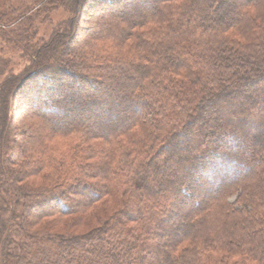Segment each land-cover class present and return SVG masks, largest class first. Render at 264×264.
I'll use <instances>...</instances> for the list:
<instances>
[{"label": "trees", "instance_id": "trees-1", "mask_svg": "<svg viewBox=\"0 0 264 264\" xmlns=\"http://www.w3.org/2000/svg\"><path fill=\"white\" fill-rule=\"evenodd\" d=\"M0 264H264V0H0Z\"/></svg>", "mask_w": 264, "mask_h": 264}, {"label": "rangeland", "instance_id": "rangeland-1", "mask_svg": "<svg viewBox=\"0 0 264 264\" xmlns=\"http://www.w3.org/2000/svg\"><path fill=\"white\" fill-rule=\"evenodd\" d=\"M234 0H226V2H230V5H232V4H234L235 2H239V0H236V1H234ZM220 8L222 9L223 7L222 6H220ZM200 9V10H199ZM198 10L199 11H202V9L201 8H199ZM132 10V8L129 10V11H131ZM216 10V9H215ZM214 10V11H215ZM219 9H217L216 11H218ZM223 10V9H222ZM116 13H118V12H116ZM116 13H114V14H116ZM67 15H66V13L65 12H63L62 10H60V11H58V12H56V13H54V15H51L50 16V18H51V20L50 21H52V24L51 25H48V23H46V24H42V25H40L39 27H40V35H39V37L42 39V38H44V37H47L48 36V34H49V32H50V29H51V27L52 26H55V24L57 23V22H59L63 17H66ZM114 24H116L115 22H114V20H111L109 23H108V25L110 26V27H112V30H113V25ZM80 25H83V23H81ZM69 31H70V29H69ZM66 35V37H67V34H65ZM81 38H84V35L82 36L81 35ZM69 46H72V44H68ZM69 51V50H68ZM10 54H12V53H10V52H8V54H6L5 52L2 54V56H7V55H10ZM13 59H15V61H16V64H14V66L13 67H15L16 69L17 68H19V66L21 65V64H23L24 62L22 61V59H18L17 57H12ZM3 60L6 62V64L8 65L9 64V62L7 61V59H4L3 58ZM83 70H85V69H83ZM15 71H17V70H15ZM14 71V72H15ZM122 79V78H121ZM121 79H119L120 80V82L121 83H123L122 82V80ZM104 80H105V87H106V92H109V93H111V92H115L116 91V88H117V86H119V84H121V83H113L112 81H109V80H107L106 78H104ZM126 87H123V86H121V88H120V90L118 91V94H121V93H124L125 91H126ZM72 93V92H71ZM67 95H68V97L71 95L69 92L67 93ZM72 96V95H71ZM17 105V104H16ZM14 106H15V104H14ZM16 108V107H15ZM109 107H108V104H103V105H101L100 106V112H103V114L105 113V111H107V109H108ZM17 110V109H16ZM21 110L22 109H20V111L18 110V111H16V114L14 115V121L15 122H17V124H19V123H21L18 119H19V117H20V113L19 112H21ZM113 111V113H114V111H116V108L115 107H112V109H111V112ZM117 113V112H116ZM105 114H107L108 115V112H106ZM19 115V116H18ZM83 116L82 117H85V115L84 114H82ZM110 118H114V115H108ZM107 116V117H108ZM106 117V116H105ZM19 128H21L22 127V125L20 124L19 126H18ZM21 132V131H20ZM16 133H19V130L17 129V131H16ZM22 133V132H21ZM13 135H15V134H13ZM20 135V134H19ZM16 136V135H15ZM20 137V136H19ZM18 137V138H19ZM179 146H181L180 144H179ZM14 150H16V148L15 147H12ZM177 148H179L180 149V147H177ZM233 198H231V200H232ZM39 228H42L43 227V224H41V225H39L38 226ZM53 230H56V231H63V230H67V225H66V223H63V224H58V225H55L54 226V228H53ZM81 231H83L84 229H80ZM11 259V258H10Z\"/></svg>", "mask_w": 264, "mask_h": 264}]
</instances>
